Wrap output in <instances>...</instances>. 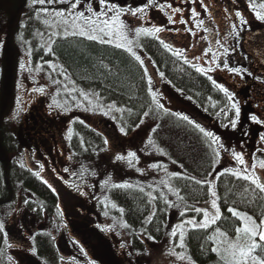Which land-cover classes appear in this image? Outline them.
<instances>
[{
	"label": "rangeland",
	"instance_id": "rangeland-1",
	"mask_svg": "<svg viewBox=\"0 0 264 264\" xmlns=\"http://www.w3.org/2000/svg\"><path fill=\"white\" fill-rule=\"evenodd\" d=\"M261 11V9H260ZM264 14V12H262ZM38 21L47 30L54 32V37L59 35H65V28L59 25L60 17L55 16V13L38 15ZM71 19V17H68ZM158 20V17L155 18ZM73 29L68 28V36H73L70 33ZM125 31V30H124ZM131 31H134L131 29ZM130 39H133L134 51L139 55V49L136 47L137 41L131 36V32L125 31ZM67 36V35H66ZM77 36H79L77 34ZM49 37V38H51ZM118 41L113 39L111 45H115ZM16 45H21L16 41ZM10 46L9 53H4L6 49V41L0 39V108L3 109L2 115L11 132L16 137L23 136L21 121L23 117H27L28 109L32 108L37 111L40 116L43 117L45 122L51 126H56L60 135L64 137V140H72L74 136L73 122L84 124L90 129L97 130L104 135H108L109 143L106 145V153L98 155V159L92 162L90 166L82 165L80 170L71 174L73 169L70 168L72 162V153L67 150L66 145H56L59 152H54L53 156H50L48 152L42 151V157L31 154V158L36 160L38 158L40 163L38 171L40 172V178L43 181H47V184L52 185L55 189V193L59 198V208L63 214L66 215L68 224L65 225L63 233L56 234V245L60 255L67 259L69 250L67 248L68 239L77 238L79 240L84 236L83 243L88 246L87 250L91 255L92 261L97 264H194L189 256L185 246V234L188 229L193 228L191 225H186L183 222L188 219H193L197 222H202L204 217L203 213L200 218L197 215L188 216V211L194 210L196 207L207 208L209 210V216L214 214L215 210L211 208V200L217 199L216 197L210 198L206 205H192L190 209L185 206H181V202L178 197L179 191L175 186V177L171 176V173H177V176L195 177L197 180L210 181L209 187L215 190V185L212 183V175L222 162L221 159H225L220 167L219 171H223L225 168H229L232 171H237L240 168H234L230 160H234L231 155V150L239 151L244 154L246 162H248L249 171H253L250 167L251 162L257 164L255 174L261 177L264 182L263 170L259 169V160L250 158V155L243 152L240 145L236 144L233 137L229 133H223L222 130L217 129L211 118L222 121V117H217L216 113L209 112V116H205V121H199V124L208 131H212L215 135L221 137V141L229 148L228 152L221 150L220 163L214 168L213 160L216 159L211 149H209L208 138H205L196 128H194L195 135L188 132V125L178 119L175 116V120L172 116H168L154 123L144 121V123L136 128L131 135L122 134L119 129L122 125L119 123L120 117L123 115L124 108L115 104H103L100 101L98 93L94 91H85L79 89L72 80L66 76L62 68L58 65L52 66L50 72L51 78H47L43 75L45 70L42 69H30L23 54H16L15 46ZM8 56L10 57V64L8 65ZM25 64V69L20 68L21 63ZM5 65V69L3 67ZM7 66L11 73V83L15 85V80L18 81V89L15 87V95L20 94V103L13 106L5 105L6 92L8 83L7 81ZM160 76V73H158ZM161 77V76H160ZM38 85H35L34 83ZM20 84V85H19ZM44 88V93L32 91L34 88ZM154 91L158 90L162 92V86H157L152 83L150 86ZM10 88V87H9ZM64 89H69V94H65ZM64 94H61L62 91ZM56 92L57 95H56ZM13 93V86H11L10 94ZM37 94V96H33ZM27 95V96H26ZM162 96V94H161ZM16 98V96H9V99ZM165 97L163 103L165 107L172 112H176V105L173 99L169 96ZM23 100L24 102H22ZM52 105V108H49ZM216 108V104H211V107ZM209 106V105H208ZM7 107V109H6ZM208 111V110H205ZM177 113V112H176ZM202 118V119H203ZM210 118V119H209ZM215 123V122H214ZM225 122L220 123V128H225L223 125ZM97 127V128H96ZM156 128L153 132L152 129ZM224 130L227 131V128ZM106 133V134H105ZM191 141L194 140L200 147L202 153L206 154L210 158L212 167L209 170H203L192 164L191 160L188 161L183 152L181 151V144L186 141L188 136ZM102 134V135H103ZM107 138V137H106ZM104 138V141L105 139ZM151 138L152 143L149 144L148 140ZM202 138V140H201ZM19 139V138H17ZM189 140V139H188ZM105 143V142H104ZM186 143V142H185ZM192 143V142H190ZM193 147V146H192ZM215 147V145L213 146ZM253 149L255 146L252 147ZM134 151L139 159L128 158L123 161H115L117 154L127 155L128 151ZM29 154L28 150H25ZM161 152L163 154H161ZM131 160V165L129 164ZM23 160V159H22ZM175 161V163H173ZM226 161V162H225ZM37 163V164H38ZM152 163H158L162 165V168L153 169L148 166ZM42 166V170H41ZM238 166V165H237ZM90 167V170H89ZM137 168L144 169V174L141 175L137 172ZM68 169V171H65ZM95 169V170H94ZM113 169V171H112ZM166 169V171L164 170ZM96 175L93 176L92 173ZM114 172L112 175L111 173ZM165 181V184H161V181ZM127 184L137 188L146 187L149 188V195L159 198V201L165 204V210L168 216V225L166 234L163 240L160 242L149 241L145 242L146 247L143 252L135 255L130 253L129 232L127 227H122L126 224L123 219L120 208L111 200L108 192V184ZM152 185V187H149ZM77 186L82 191L89 194L88 186H92L95 191L89 194L88 198H83L80 194V190H77ZM171 189V191L169 190ZM163 194V198H161ZM155 201V200H154ZM165 201L171 202L173 207H168ZM115 205L116 207H113ZM155 205V202H154ZM185 212L184 218L180 213ZM107 213V215H105ZM241 216H248L244 213L238 212ZM33 214V213H32ZM35 216V215H34ZM239 218V217H238ZM32 215L25 217L24 227H20L21 220L19 217H10L6 220H0V223L4 224V230L8 231L6 234L8 243V253L13 260L14 264H39L37 263L39 258L36 253L33 252L34 244L30 234H34L35 231H46L48 227L46 220H39L41 222L31 225ZM240 219V218H239ZM242 226L245 221L240 219ZM264 220V219H263ZM43 221L45 223H43ZM257 224L259 222H256ZM44 224V226H43ZM211 219H209V225ZM127 225V224H126ZM55 227V224H52ZM173 228H176L177 235L175 237L170 236L169 233ZM119 233V234H117ZM183 233V241L180 240V234ZM237 237V236H236ZM235 238H225L222 242H218L215 248L219 249L216 252L221 258L227 262L228 253L225 249L229 243L236 242ZM245 242L243 236L239 240L242 244ZM124 243L125 247L121 248L120 244ZM183 243V247L180 244ZM183 256V259H177V255ZM40 261V260H39ZM42 264V261H40Z\"/></svg>",
	"mask_w": 264,
	"mask_h": 264
},
{
	"label": "trees",
	"instance_id": "trees-1",
	"mask_svg": "<svg viewBox=\"0 0 264 264\" xmlns=\"http://www.w3.org/2000/svg\"><path fill=\"white\" fill-rule=\"evenodd\" d=\"M255 1L258 4L264 3V0ZM31 7V4L27 2L5 6L0 4V39L6 41L4 53L10 55L7 45L9 47L16 45V41L25 48L34 45L37 53H35L33 63L34 61L53 60L79 89L98 92L100 101L105 105L115 104L123 107L124 112L119 123L125 128L127 135H131L138 128L136 125L140 123V118L145 111H150L149 117L144 119L148 122L159 123L168 116L175 118L169 111L165 113L152 103V97L149 94L151 85L147 83L148 77L144 76L139 62L124 49H117L114 45H102L77 35H67L56 38L50 51H44V43L40 41L42 37L35 35L33 30L45 28L41 22L34 19ZM138 45L154 68L168 77L170 87L183 89L186 92L202 87L205 90L202 92L207 93L206 89L209 85L204 84L198 76L187 74V85L180 84L177 59L163 48L158 40L144 38L139 41ZM40 54L45 55L44 58L41 59ZM7 60L9 65V56ZM3 67L5 69V65ZM47 67L44 63L43 68L40 69L50 72L51 69ZM6 77L7 87L11 89L13 86L14 92L15 85L11 83L9 70ZM51 77L49 75L47 78L50 80ZM155 92L157 100L164 103L165 97L161 96L162 92L158 90ZM187 98L198 103L200 107L202 105L206 107L208 99H216V96H187ZM4 101L7 107H11L14 103L16 105L20 103V97L16 96L11 101L7 96ZM2 112L3 109L0 108V220L17 216L23 221L28 215H32L37 220H46L51 227L34 236L35 253L43 264H65L66 260L61 259L62 256L57 249L56 234L64 232L66 222L68 224L67 217L65 214L61 215L62 211L57 208L59 205L57 194L21 162L17 142ZM73 127L72 162L70 164V168L74 167L72 175L78 172L84 164L92 166L91 163L98 159V155L105 154L107 151L104 138L98 132L77 121L73 122ZM185 142L181 144V151L187 160H191L192 164L202 171L209 170L212 167L210 158L202 153L197 144L199 142L191 141L190 136ZM220 167L222 163L214 171L218 178L212 175V183L215 185L221 218L207 228H190L185 234L187 255L194 264H227L223 258L212 251V248L225 238H235L236 228L242 226L241 220L228 212V208L231 207L237 212L251 216L256 222L264 219V193H261L249 181L237 179L230 173L219 175ZM234 168H240L239 164L235 163ZM189 178L188 176L175 177V186L180 197L183 198L179 200L180 205L188 209L192 205H206L210 198L209 185L207 183L198 185L195 180ZM107 187L111 200L123 209L122 216L129 232L130 253L138 255L146 247L145 242L163 240L168 225L167 211L164 209L165 204L161 203L158 197L155 201L152 199L149 195V188L142 187L144 191H140L137 187L117 188L110 183ZM88 191L92 194L91 192L95 189L88 186ZM89 194L81 197L88 198ZM30 195H33L35 200ZM25 200H28L27 204ZM153 212L155 216L149 223L147 217ZM186 213L188 216L197 215V218H200L202 214H197L194 210ZM181 217L184 218V215ZM56 222H60L61 225L53 228L52 224ZM149 236L154 239H149ZM5 238L4 231L0 232V264H14L12 259L9 260L10 255L7 250L9 243L5 244Z\"/></svg>",
	"mask_w": 264,
	"mask_h": 264
},
{
	"label": "flooded vegetation",
	"instance_id": "flooded-vegetation-1",
	"mask_svg": "<svg viewBox=\"0 0 264 264\" xmlns=\"http://www.w3.org/2000/svg\"><path fill=\"white\" fill-rule=\"evenodd\" d=\"M25 2L31 4L30 0H0V4L3 6L8 4H22ZM111 2L116 4L118 8L122 7L124 9L142 7L147 4V0H111ZM166 2L171 3L173 7H179L182 9V13L174 16V19L177 21L176 23H169L167 19L168 15L171 14L170 9L160 11L155 6H149L145 10V13L138 14V17H132L127 13L122 14L120 20L125 25L124 30L131 32V36L133 35L137 41L136 43L139 44V41L144 38L158 39L154 36L144 35L143 33L137 37L135 32L131 31V29L134 30L136 27L151 28L152 26H162L166 30L159 33L158 36L172 45L174 49H188L186 55L190 60H192V57L195 55H202L206 47H212L214 50L216 49V45L213 43L215 33L219 32L220 36L218 38L227 36L228 40L226 46L229 47L230 52L229 55L224 57V59L228 61L230 66L242 67L243 69H246V72L244 73L243 78L236 74L228 73L226 70H216L208 73V75L213 76L218 83L228 88V90L232 93L234 101L238 103L240 108V117L235 130H233L230 126L227 127V131L224 130L225 128H220V123H228V120L225 119L223 115L220 116L222 117V121L211 118L213 122L212 126L215 125L217 129L222 130L223 133H229V135L233 137L235 143L240 145L241 150L250 155V158L254 159V157H257L258 160L264 158V153L257 152V149L264 148V143L260 142V136L264 133V124H256L250 119V116L255 114L259 119L264 120V74L255 71L253 60L244 49L245 36L250 32L264 28V21L256 18V11H260L259 4L252 0V3L256 5L254 11L253 8L249 6V0H204L208 9L205 11V8L201 5L199 0H197L196 3H192L191 0H166ZM157 3H165V0H157ZM31 6L32 15L35 20H38L37 17L40 13L41 15H52L55 13V10L65 9L68 7L67 4L63 3L53 5L46 4L43 6L31 4ZM94 7H98V3H95ZM40 8H47L48 12L38 11ZM191 9H195L199 13V16L192 18ZM236 11H239L242 14L245 21L244 24H241L240 18L235 16ZM181 16L188 21V25H183L178 22ZM156 17H158L159 21L155 20ZM199 19H203L205 21V27H207L208 31L204 32L202 29L197 28L194 29L196 32L195 36L188 34L184 29L188 26L195 25ZM233 23L236 24V29H232L231 25ZM174 29L179 31H173ZM33 33L42 37L40 41L44 43V51L46 52L50 51V48L56 38L66 36L59 35L56 38L51 37L54 36V32L43 28L35 29L33 30ZM229 33L231 34L229 35ZM204 36L209 37V39L207 41L203 40L202 37ZM192 45H195V47H192ZM33 46L34 45L26 48L22 45L15 46L16 54H23L22 56H24V59L30 69L43 68L44 63H46L48 66L47 68L49 69H51L52 66H58V63L53 60H48L47 62L34 61L33 63L35 53H37V50ZM138 49L141 59L145 61V65L148 68L149 76L152 78V83L157 86H162V96H169V98L174 100L177 113L188 115L190 119L199 123V121L203 122L206 120L203 117L209 116V112L216 113L221 108H225V110L229 112V118H235V110L231 108V103L228 101L225 94L216 88L212 82L207 79V76L197 73L190 64H185L183 56L177 57L173 55L172 51L168 50L177 59L179 69L178 79L180 84L185 85L187 83V74L194 75V77L198 76L204 84L209 85V88L206 89L207 93H203L205 90L202 89V87L201 89L197 88L191 91L189 90L188 92L183 89H173L169 85L168 77L164 75L163 78H161L158 74L160 72L154 68L151 61L141 52L140 47H138ZM43 56L45 55L40 54L41 59L44 58ZM192 63L197 62L193 60ZM208 66L213 68L215 67L214 65ZM43 73L46 77L49 75L51 76L48 71ZM17 84L18 81L16 79V89H18ZM34 84L38 85L36 82ZM64 91L65 94L70 93L69 89H64ZM64 91H62L61 94H64ZM15 93L16 92H13L9 95L7 94L6 96H20V94L15 95ZM57 93L58 92H56V95ZM33 96H37V94ZM187 96H216V99H208V102L206 103L207 106L204 104L206 107H203V105L200 107L198 103L189 100ZM213 103L216 104V108L211 107V104ZM180 120L182 121V119ZM183 122L188 125V132H193L192 134L196 136L193 128L194 126L188 124L186 121ZM21 127L23 136H19V134L18 137H16L13 132L11 133L15 137L17 146L20 150L19 157L21 162L32 173L35 174L38 171L40 163H38L39 160L37 157H35L36 160H33L31 158V154L33 155L35 153L36 156L42 157V151H44L48 152L50 156H53L55 151L59 152L60 148L56 147L58 144L66 145L68 152L70 154L72 153L71 140H64V137L60 135L58 128L47 124L43 117L40 116V114L34 109H28L27 117L22 118ZM95 131L98 132L96 129ZM98 133L103 138L107 137L106 139H109L108 135H104L102 131ZM253 146H255L254 149L252 148ZM25 150H28L30 153V161L29 154L24 152ZM221 157L226 158L224 155H221ZM230 161L233 165L235 164L233 160ZM32 196L33 195H31V197ZM33 200H35V198H33ZM30 220L31 225L41 222L35 217H32ZM24 222H26V220L21 221L20 227H24ZM43 223L45 222L43 221ZM47 225L48 227H51L48 223ZM58 225H61L60 222L55 223V226ZM5 232L8 234L6 229ZM39 232L41 231L38 230L35 231L34 234H30L32 240ZM83 239L84 236H82L81 240L77 238L68 239L67 248L69 250V254L67 259L64 258L66 260L65 264H89V262H91V264H97L92 261L91 255L87 250L88 246L83 243ZM81 247H83L87 253L86 256L81 253ZM39 260L37 263L41 264V260Z\"/></svg>",
	"mask_w": 264,
	"mask_h": 264
},
{
	"label": "snow or ice",
	"instance_id": "snow-or-ice-1",
	"mask_svg": "<svg viewBox=\"0 0 264 264\" xmlns=\"http://www.w3.org/2000/svg\"><path fill=\"white\" fill-rule=\"evenodd\" d=\"M192 3H196L197 0H191ZM201 5L205 8V11H207V5L204 3V0H199ZM30 3L32 5H53L57 3H63L67 4L68 7L65 9H59L55 10V16L60 17L59 25L63 26L65 28V35H68V28L71 27L72 32L71 35H79L81 37L86 38L89 41H96L102 45H111L113 43V39L117 40L118 42L115 43L114 47L117 49H124L128 53H130L136 61L139 62L140 67L143 68V73L145 77H148L147 83L149 85L152 84V78L149 76L148 68L145 65V61L141 59V56L137 54L136 51L133 49V44L135 41L133 39H130L128 35L125 33V25L120 20V17L122 14H130L132 17H138V14H144L145 10L149 6H155L160 11H165L166 9L171 10V14L168 15L167 19L169 23H176L177 21L174 19V16H176L179 13H182V9L179 7H173L171 3H167L165 0V3H157V0H147V4H145L142 7H136V8H129L124 9L122 7H117L116 4L112 3L111 0H30ZM98 3V7H94V4ZM249 6L253 8L255 11L256 5L252 3V0H249ZM259 8L261 11H256V18L259 20L264 21V3L259 4ZM38 11L48 12L47 8H40ZM67 14V15H66ZM191 16L192 18H196L199 16V13L195 9H191ZM235 16L240 18V23L244 24L245 21L242 17V14L239 11H236ZM68 17H71L69 19ZM180 24L188 25V21L183 18V16L180 17L179 21ZM232 29H236V24L233 23L231 25ZM202 29L204 32H207L208 29L205 27V21L203 19H199L197 23L193 26H188L184 30L192 35L195 36L196 32L194 29ZM166 29L162 26H152L151 28L147 27H136L134 29L135 35L138 37L142 33L147 36H154L159 40V43L165 48L166 50L172 51L173 55L180 57H184V63L190 64L197 73H200L202 75L207 76V79L212 82V84L218 88L220 91H222L225 96L228 98V101L231 103V108L235 110V118H229V112L225 110V108H221L218 112H216V116L220 117L221 115L224 116L225 119L228 120L227 124H224L223 127H231L233 130L237 128L238 120L240 117V108L238 106V103L234 101L232 93L223 86L222 84L218 83L213 76L208 75V73H211L216 70H226L228 73L236 74L238 76H241L243 78L244 73L246 72V69H243L242 67H233L230 66L227 60L224 59L225 56L229 55V47H227V40L228 37L224 36L223 38H218L220 36L219 32L214 34L213 43L216 45V49L214 50L212 47H206L202 53V55H195L192 57V60H190L186 52L188 49H174L172 45L167 43L165 40L161 39L158 34L165 31ZM173 31H179V30H173ZM231 33H229L230 35ZM203 40L207 41L209 37L204 36L202 37ZM136 47H139L137 44ZM192 47H195V45H192ZM234 50V49H233ZM196 61L197 63H192V61ZM208 65H214L215 67H211ZM21 69H25V64L22 62L20 64ZM39 70V68H38ZM250 74V73H249ZM161 78H163L164 73H160ZM32 91L39 92L41 94L44 93V88H34ZM149 94L152 97V103L156 105L158 109H162L165 113H168V109L165 107L163 103H161L159 100H157V93L150 87L149 88ZM211 99V98H209ZM215 107V105H213ZM49 108H52V105H49ZM131 111V110H129ZM150 111L143 112V116L140 118V123L136 125V127H139L144 123V119L149 117ZM171 115L178 117L179 119H182L183 121H186L188 124L193 125L194 128H196L200 133L203 134L205 138H208L210 140V143L208 144L209 149L212 150L213 155L216 159L213 160V167L215 168L220 163L221 158V150L224 152H228L229 148L221 141V137L215 135L212 131L206 130L204 127H202L198 122L193 121L189 118L188 115H182L180 113L172 112ZM250 119L256 123V124H264V120L259 119L255 114H252L250 116ZM83 123V122H81ZM119 131L122 134H126V130L124 127H120ZM153 132L156 131V128L152 129ZM105 144L107 145L109 143L108 139H105ZM260 142L264 143V133L260 136ZM148 143L151 144L152 140L149 138ZM215 145V147H213ZM257 152L264 153V148L257 149ZM161 154H163L161 152ZM231 155L234 157V160L242 166L237 171H232L229 168L223 169V171L219 172V175L224 174H231L232 176L236 177L237 179H243L244 181H249L252 185L255 186L256 189H258L261 193H264V182H262L261 177L257 176L255 174V169L257 168V164L255 162L250 163V167L253 171H249L248 162H246L244 158V154L239 151H235L234 149L231 150ZM128 158H135L137 160V163L139 162V159L134 151H128L127 155L117 154L115 156V161H123ZM255 159V157H254ZM175 163V161H173ZM129 164L131 165V160L129 159ZM23 166V165H21ZM149 168L153 169H159L162 168V165L158 163H152L148 166ZM259 169L264 170V158L259 159L258 164ZM42 170V166H41ZM137 172H139L141 175L144 174V169L137 168ZM166 171V169H164ZM65 171H68V169H65ZM38 177L40 176V172L37 171L35 173ZM93 176L96 175L95 172L92 173ZM171 176H177V173H171ZM209 175L217 176L216 172L209 173ZM218 178V176H217ZM189 179L195 180V183L198 185H204L209 184L210 181L205 180H197L195 177H190ZM44 183H48L47 181H44ZM161 184H165L167 187V184L165 181H161ZM114 187H127V184H114ZM48 187L52 189L53 192H55V189L52 188V185L48 184ZM149 187H152V185H149ZM77 190L79 189V186H77ZM171 191V189H169ZM140 191H144V189L141 187ZM208 192L212 197H216L217 194L211 187L208 188ZM81 195H86L87 193L85 191L80 190ZM161 198H163V194H161ZM153 200L156 199L155 196L152 197ZM178 199L183 200L182 197H178ZM28 203V200H25V204ZM166 204H168V207H173L171 202L165 201ZM113 207H116L113 205ZM57 208L59 209V205H57ZM211 208L215 210L214 214L209 216V210L207 208H200L196 207L194 211L197 214L203 213V221L197 222L195 218L188 219L184 221L183 223L186 225H191L193 228H207L209 227V219H211V223H215L217 220L221 218V212L217 205V199L211 200ZM120 212H123V209H120ZM228 212L232 213L233 216H237L240 219L244 220V226L243 227H237L236 228V242L229 243L228 247L225 249V251L228 253L227 258V264H264V220H260L257 224L256 221L253 220L251 216H241L236 210L233 208H228ZM61 215L63 213L61 212ZM107 215V213H105ZM181 216L185 215V212L180 213ZM153 216H155V212H153L151 215L147 217V222H151L153 219ZM122 227H127L126 224L122 225ZM4 231V224L0 223V232ZM119 234V233H117ZM170 236L175 237L177 235L176 228H173L172 231L169 233ZM241 236L245 239V243L241 245L239 243V240L241 239ZM149 239H154L153 237L149 236ZM180 240L183 241V233L180 234ZM5 244H8L7 238H5ZM9 247H11L10 244H8ZM121 248L125 247L124 243L120 244ZM180 247H183V243L180 244ZM81 253H83L85 256L87 253L85 252L84 248H80ZM213 252H218L219 249L212 248ZM33 252H35V249H33ZM177 255V259H183L182 255ZM11 257H9V260ZM63 259V257H61ZM91 264V262H89Z\"/></svg>",
	"mask_w": 264,
	"mask_h": 264
},
{
	"label": "water",
	"instance_id": "water-1",
	"mask_svg": "<svg viewBox=\"0 0 264 264\" xmlns=\"http://www.w3.org/2000/svg\"><path fill=\"white\" fill-rule=\"evenodd\" d=\"M244 49L253 60L255 71L264 74V28L245 36Z\"/></svg>",
	"mask_w": 264,
	"mask_h": 264
}]
</instances>
